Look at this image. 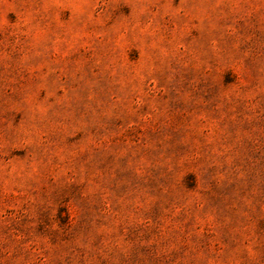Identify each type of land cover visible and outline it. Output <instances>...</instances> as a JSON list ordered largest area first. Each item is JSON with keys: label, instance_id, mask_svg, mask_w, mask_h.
Returning <instances> with one entry per match:
<instances>
[{"label": "rangeland", "instance_id": "obj_1", "mask_svg": "<svg viewBox=\"0 0 264 264\" xmlns=\"http://www.w3.org/2000/svg\"><path fill=\"white\" fill-rule=\"evenodd\" d=\"M0 264H264V0H0Z\"/></svg>", "mask_w": 264, "mask_h": 264}]
</instances>
